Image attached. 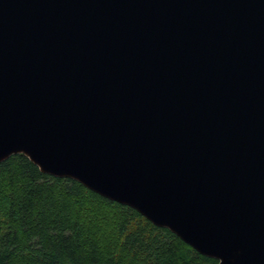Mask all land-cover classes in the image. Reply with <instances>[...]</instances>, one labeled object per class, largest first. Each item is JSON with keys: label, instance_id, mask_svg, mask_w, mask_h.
<instances>
[{"label": "water", "instance_id": "95a60500", "mask_svg": "<svg viewBox=\"0 0 264 264\" xmlns=\"http://www.w3.org/2000/svg\"><path fill=\"white\" fill-rule=\"evenodd\" d=\"M19 154L264 264V0H0V163Z\"/></svg>", "mask_w": 264, "mask_h": 264}, {"label": "trees", "instance_id": "16d2710c", "mask_svg": "<svg viewBox=\"0 0 264 264\" xmlns=\"http://www.w3.org/2000/svg\"><path fill=\"white\" fill-rule=\"evenodd\" d=\"M0 264H217L133 208L23 155L0 163Z\"/></svg>", "mask_w": 264, "mask_h": 264}]
</instances>
